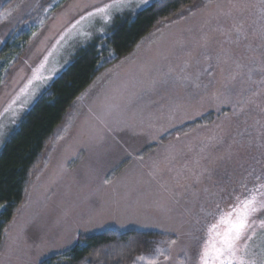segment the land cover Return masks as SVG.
I'll return each mask as SVG.
<instances>
[{"label": "rangeland", "instance_id": "obj_1", "mask_svg": "<svg viewBox=\"0 0 264 264\" xmlns=\"http://www.w3.org/2000/svg\"><path fill=\"white\" fill-rule=\"evenodd\" d=\"M155 1L133 0L109 24L94 19L85 38L68 31L71 25L110 0H0V47L33 29L0 85V148L78 52ZM258 16L259 0H195L103 67L47 141L3 234L0 264H39L78 238L110 229L156 232L176 240L171 264H199L207 225L218 219L208 213L217 205L228 211L264 172ZM233 25H242L247 38L228 43L222 33ZM42 62L48 79L18 97ZM102 221L109 223L91 226Z\"/></svg>", "mask_w": 264, "mask_h": 264}, {"label": "trees", "instance_id": "obj_2", "mask_svg": "<svg viewBox=\"0 0 264 264\" xmlns=\"http://www.w3.org/2000/svg\"><path fill=\"white\" fill-rule=\"evenodd\" d=\"M194 1L157 0L133 17L119 20L106 37L78 52L25 112L0 148V242L23 202L34 166L71 103L103 67L127 55L155 24ZM32 32L31 28L22 29L0 47V85L24 52ZM161 241L164 239L156 232L110 229L78 238L65 252L46 260L48 264H129L142 253L150 254ZM112 249L115 251L104 254Z\"/></svg>", "mask_w": 264, "mask_h": 264}, {"label": "snow or ice", "instance_id": "obj_3", "mask_svg": "<svg viewBox=\"0 0 264 264\" xmlns=\"http://www.w3.org/2000/svg\"><path fill=\"white\" fill-rule=\"evenodd\" d=\"M132 3L133 0H110L103 7H97L93 11L80 16L68 31H75L82 37L90 38L91 32L84 30L86 24L90 26L96 18H99L104 24H109L112 21L114 12H123L125 9L130 8ZM147 3L148 0H139V4ZM258 20L261 24V38L264 39V0H259ZM100 31H104V29L101 28ZM233 31L237 34L234 40L231 35ZM222 34L228 43H239L242 37L247 38V32L242 25H233L232 30ZM45 60H47V57H45ZM43 67L42 62L40 67L34 70L32 78L28 80L25 87L20 90L18 97L20 94L28 92L33 81L48 79L40 74ZM237 67L241 68L243 65L237 64ZM252 71L249 68V79H251ZM260 74L264 77V61L260 65ZM232 78L235 79V76ZM260 83L264 84V79ZM15 103L14 99L5 111L12 109ZM101 119L103 120V118ZM108 131H113V129L109 128ZM0 135H3L2 131H0ZM255 180L256 185L247 189L248 194L246 196H234V203L229 206L228 211H221L219 205H217L215 209L208 213L212 216H216L218 213V219L217 222L207 225L208 239L200 245L199 264H264V218L258 219L261 214H264V172L256 175ZM107 182L105 181V183ZM108 223V221H102L91 226L104 227ZM112 223H115L117 227L125 226L124 223L114 219ZM221 225L224 226L222 230ZM76 238L73 237V239ZM257 239H259V244H257ZM175 244L176 240L159 242L150 254L142 253L138 255L134 260V264H171L173 260L172 249ZM161 258L163 259L161 260ZM39 264H48V261L46 259L39 260ZM178 264H184V260H180Z\"/></svg>", "mask_w": 264, "mask_h": 264}]
</instances>
